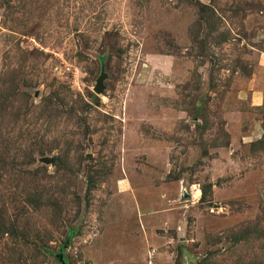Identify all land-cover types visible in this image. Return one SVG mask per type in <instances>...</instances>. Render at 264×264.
<instances>
[{"label": "rangeland", "instance_id": "1", "mask_svg": "<svg viewBox=\"0 0 264 264\" xmlns=\"http://www.w3.org/2000/svg\"><path fill=\"white\" fill-rule=\"evenodd\" d=\"M0 264H264V0H0Z\"/></svg>", "mask_w": 264, "mask_h": 264}, {"label": "water", "instance_id": "2", "mask_svg": "<svg viewBox=\"0 0 264 264\" xmlns=\"http://www.w3.org/2000/svg\"><path fill=\"white\" fill-rule=\"evenodd\" d=\"M44 161L47 162V163H50L51 162V159L47 158V159H44Z\"/></svg>", "mask_w": 264, "mask_h": 264}, {"label": "bare ground", "instance_id": "3", "mask_svg": "<svg viewBox=\"0 0 264 264\" xmlns=\"http://www.w3.org/2000/svg\"><path fill=\"white\" fill-rule=\"evenodd\" d=\"M198 196H199V192L196 191L195 198H197Z\"/></svg>", "mask_w": 264, "mask_h": 264}]
</instances>
